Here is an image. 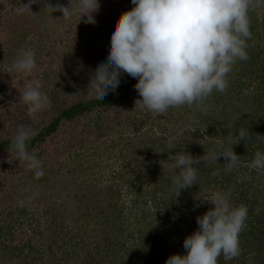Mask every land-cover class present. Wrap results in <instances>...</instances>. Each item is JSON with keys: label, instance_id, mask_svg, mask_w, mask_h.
Here are the masks:
<instances>
[{"label": "trees", "instance_id": "16d2710c", "mask_svg": "<svg viewBox=\"0 0 264 264\" xmlns=\"http://www.w3.org/2000/svg\"><path fill=\"white\" fill-rule=\"evenodd\" d=\"M57 4L70 6V0H0V264H166L187 253L185 239L198 230L196 218L215 207L209 199L218 192L232 206L248 208L241 255L225 260L221 254L218 264H264V179L238 175L264 152V3L250 6L249 59L233 65L226 91L169 108L157 119L160 133L150 126L152 111L136 106L142 99L137 78L125 73L117 91L100 99L90 82L116 19L134 7L131 0H100L96 24L85 23L80 12L63 19L47 7ZM34 31L44 39L32 50L30 78L48 102L29 115L18 89L2 84L13 81L2 73ZM46 36H52L50 48ZM21 126L34 133L26 148L42 162L39 178L12 149ZM242 126L248 136L236 144ZM222 147H233L238 166L226 170L222 156L194 165L198 183L176 196L171 179L179 169L169 155L218 156ZM132 217L147 228L138 232L141 243L133 242Z\"/></svg>", "mask_w": 264, "mask_h": 264}, {"label": "clouds", "instance_id": "9594fccd", "mask_svg": "<svg viewBox=\"0 0 264 264\" xmlns=\"http://www.w3.org/2000/svg\"><path fill=\"white\" fill-rule=\"evenodd\" d=\"M32 3L47 0H31ZM253 0H131L134 7L122 12L111 28L106 56L101 59L91 75L94 94L100 99L116 92L121 77L126 73L138 79L135 90L142 99L136 106L154 113L166 114L169 108L192 105L209 97L214 91H226L228 74L237 60H247L246 41L251 38L249 9ZM264 3V0H259ZM63 13L70 20L76 12L83 14L85 23L96 24L95 13L100 0H78L70 6H47ZM21 73H31L36 68L35 53L23 51L14 64ZM27 105L29 115L39 112L48 102L40 90V82L29 83L20 95ZM236 144L245 141L249 129H238ZM30 133L21 126L13 141L16 158L39 178L44 175L41 160L26 148ZM226 161V170L238 166L239 155L232 148L222 147L219 155L206 152L193 157L184 151L170 154L179 169L171 182L181 189L198 183L197 166ZM252 167L264 170V152L257 151ZM220 173L214 172L213 175ZM209 201L215 205L198 216L199 228L184 241L187 253L171 255L166 264H218L223 254L225 260L241 255L240 234L246 226L248 208L232 206L227 195L215 193Z\"/></svg>", "mask_w": 264, "mask_h": 264}, {"label": "rangeland", "instance_id": "374dc122", "mask_svg": "<svg viewBox=\"0 0 264 264\" xmlns=\"http://www.w3.org/2000/svg\"><path fill=\"white\" fill-rule=\"evenodd\" d=\"M37 36H41V33H37V32H33L32 33V35H31V37H30V41H32V42H29V44H28V47L27 48H25V50H35V49H37V43L38 42H41L42 41V39H44V38H41V37H37ZM47 37H49V38H47ZM50 37H52V36H46V41L44 42L45 43V45H48V48H50V44L53 42V39H50ZM36 40H38V41H36ZM48 40H50V42H48ZM91 50L92 51H94V49L91 47ZM20 51V50H19ZM23 51H21L20 52V54L22 53ZM20 54H18V56L15 58V59H18V57L20 56ZM79 60L80 61H82V59H80V57H79ZM14 62V61H13ZM12 62V63H13ZM12 63H10L9 65H5L4 67H3V75L6 77V79H5V81H8L9 80V78H12V83L11 84H13V86H10V85H7L6 83H2L3 85H5L6 87H10V89H11V87H13V88H17L18 89V94H21V93H23V91L26 89V86L31 82V83H34L35 81H37L36 79H31L32 77V75L34 74V72L35 71H32L31 73H21V72H18L15 68H14V65L12 64ZM46 68H47V66H45V67H42V69H45L46 70ZM81 69H84L83 67L81 68ZM31 77V78H30ZM4 87V86H3ZM159 115H161V114H159V113H154V112H152V120H149L150 122V126L151 127H153L154 128V131L156 132V133H160L159 132V126L157 125V123L159 122V120L157 121V119L158 118H161V116H159ZM146 126V125H145ZM143 127L142 126V128L143 129H145L146 127ZM172 126H173V124L171 123V124H168V128H172ZM15 130L17 131V129L15 128ZM207 131H205V133H206ZM168 134H169V131H168ZM65 136H66V134H65ZM61 137H63V136H61ZM175 138V137H174ZM173 137H171L170 138V142L174 139ZM62 139H59L58 141L60 142ZM49 142H51V143H53V139H50V141ZM50 143V144H51ZM182 149V148H181ZM125 170H129L128 168H126ZM238 175L240 176L239 177V179L242 181L243 179L246 181V180H248V179H251V178H254V177H258L259 176V178H261V180H263L264 179V172H263V170H256L255 168H252V167H250V168H248V169H246V171H245V173L243 172V173H238ZM261 176H263V177H261ZM62 179H64V176H63V174H62V177H61V180ZM69 188H72V186L71 187H69ZM262 188H264L263 186H262ZM28 193V192H27ZM26 194V193H25ZM63 195V194H62ZM64 196V195H63ZM26 197V196H25ZM129 203V202H128ZM145 223V222H144ZM128 226H131L130 228V231L131 230H135V236H136V240H133V242H135V243H141L142 242V238H141V236L143 235V234H139L138 232H140V231H147V228H142L143 227V223H141L139 220H136V219H134L133 217L132 218H130V221L128 222ZM129 242H132L131 240L129 241ZM125 256L127 255V252H125V254H124Z\"/></svg>", "mask_w": 264, "mask_h": 264}]
</instances>
